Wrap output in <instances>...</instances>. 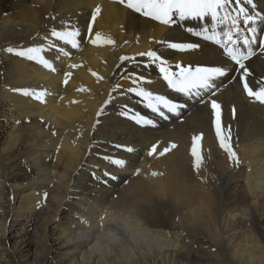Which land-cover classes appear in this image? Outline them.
Segmentation results:
<instances>
[{
  "label": "bare ground",
  "instance_id": "6f19581e",
  "mask_svg": "<svg viewBox=\"0 0 264 264\" xmlns=\"http://www.w3.org/2000/svg\"><path fill=\"white\" fill-rule=\"evenodd\" d=\"M256 3L264 13V0ZM68 25L81 31L78 48L50 34ZM201 27H210L207 19L162 25L120 0H0V264H264V104L244 93L243 69L193 34ZM255 27L264 36V22ZM239 33L247 35L242 22ZM169 42L199 47L180 52ZM29 47L44 49L52 69L6 51ZM152 50L173 71L177 63L227 66L211 99L238 165L220 147L210 104L169 89L140 55ZM253 51L244 63L255 90L264 85V50L257 42ZM137 76L140 86L187 106L168 119L152 113L127 91ZM137 112L155 126L137 125ZM201 134L196 169L192 137ZM105 171L118 179L103 183Z\"/></svg>",
  "mask_w": 264,
  "mask_h": 264
},
{
  "label": "snow or ice",
  "instance_id": "6c2138e0",
  "mask_svg": "<svg viewBox=\"0 0 264 264\" xmlns=\"http://www.w3.org/2000/svg\"><path fill=\"white\" fill-rule=\"evenodd\" d=\"M120 2L134 12L149 17L166 26H170L174 22V17L178 18L180 21H205L207 19L210 27H201L200 32L193 34L201 37L205 41H210L218 45L227 59L240 69H243L244 74L239 77V80L243 83L244 93L251 100L264 104V85L254 90L245 80V77L249 76L250 73L244 62L250 59L254 54L253 46L259 42V47L264 50V36L258 37L257 28L255 27L258 22H264V13L257 10L258 6L256 0H235L233 9L235 11L234 15L229 10L232 8V0H120ZM247 6H250V8ZM99 12L100 9L97 7L92 13L93 21H95ZM240 22L246 26L247 35L239 33ZM87 29L89 33H92L93 29L91 23L87 25ZM218 29L220 31H218ZM189 31H191V29H189ZM50 34L57 41L63 42L65 45H71L73 48H78L80 46L78 38L81 36V31L73 25H68L62 31L52 30ZM237 36L240 38L237 39ZM100 39L101 34L97 32L95 33V39L91 40V43L96 44ZM112 42L113 41L110 39L106 41L108 44ZM157 43L163 42L158 41ZM49 47L51 48L52 46L50 45ZM198 47L199 44L197 42L168 43L169 49L180 52L194 50ZM6 51L28 60L37 61L44 67L52 69V64L41 56L44 49L40 47H29L21 50L8 48ZM140 55H146L150 64L156 66L160 76L163 81L167 83L169 89L181 93L189 100H195V102L204 104L205 106L210 104L212 116L214 117L213 125L220 147L227 152L229 160L238 165V156L230 145V133L228 136H224L221 105L217 100L211 99V97L216 96L219 90L217 81L227 74V66L196 67L192 69L177 63L175 65L176 70L173 71L167 59L163 58L162 54H158L155 50L141 53ZM149 66L148 64L145 65V67ZM93 75H95V73H93ZM140 80H142V77H135L133 82L136 86L128 88L127 91L140 98L144 102V106L152 113L164 119H168V113L179 116L181 110L187 106L186 103H174L163 95L154 94L147 88L140 86V84L137 83ZM65 83H67V80H65ZM16 91L22 92L24 96L35 95V93H30L27 89H18ZM205 96L209 99L206 100L204 98ZM233 111L235 110L233 109ZM124 115L128 116L129 113L126 112ZM130 118L139 126H155L151 119L145 118L138 112L132 113ZM200 140H202V134L192 137L191 155L194 160L193 167L196 169H199L203 163V156L200 154V151H198V142ZM226 140L229 141V143H226ZM116 147L129 153L135 151L133 147L127 145H116ZM170 147L175 148L176 145L172 144ZM169 150V148H165L164 151L159 152V155L163 156ZM156 151L157 146L153 145L148 153L149 156L153 155ZM105 159L114 167L124 168L127 165V161L124 159L111 157H105ZM136 174H139V169H137ZM157 174L158 173L155 172L152 173V175ZM104 176L108 179L104 180L103 183L118 179V177L108 171L104 172ZM96 179L99 181L100 177H96ZM82 223H86V221L82 220Z\"/></svg>",
  "mask_w": 264,
  "mask_h": 264
}]
</instances>
